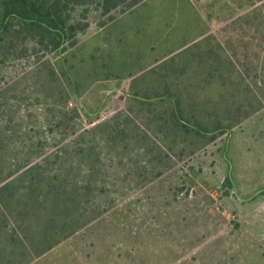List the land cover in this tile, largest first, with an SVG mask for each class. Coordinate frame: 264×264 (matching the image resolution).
Returning <instances> with one entry per match:
<instances>
[{
  "label": "rangeland",
  "instance_id": "rangeland-1",
  "mask_svg": "<svg viewBox=\"0 0 264 264\" xmlns=\"http://www.w3.org/2000/svg\"><path fill=\"white\" fill-rule=\"evenodd\" d=\"M138 2L0 40V264H264V0Z\"/></svg>",
  "mask_w": 264,
  "mask_h": 264
},
{
  "label": "trees",
  "instance_id": "trees-1",
  "mask_svg": "<svg viewBox=\"0 0 264 264\" xmlns=\"http://www.w3.org/2000/svg\"><path fill=\"white\" fill-rule=\"evenodd\" d=\"M129 1L133 6L139 3L138 0H0V40L11 32L12 22L18 21L30 32L49 36L50 47L59 51L82 31L80 23L73 21V11L96 3L108 15Z\"/></svg>",
  "mask_w": 264,
  "mask_h": 264
}]
</instances>
